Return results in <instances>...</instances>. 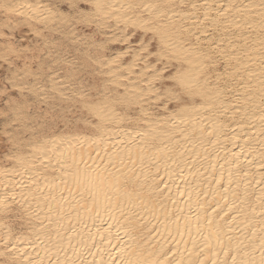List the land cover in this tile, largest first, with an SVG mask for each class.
Segmentation results:
<instances>
[{
  "label": "bare ground",
  "instance_id": "bare-ground-1",
  "mask_svg": "<svg viewBox=\"0 0 264 264\" xmlns=\"http://www.w3.org/2000/svg\"><path fill=\"white\" fill-rule=\"evenodd\" d=\"M2 1L34 29L67 18ZM81 1L111 30L86 39L103 84L50 83L96 119L0 164V264H264V0Z\"/></svg>",
  "mask_w": 264,
  "mask_h": 264
},
{
  "label": "rangeland",
  "instance_id": "rangeland-1",
  "mask_svg": "<svg viewBox=\"0 0 264 264\" xmlns=\"http://www.w3.org/2000/svg\"><path fill=\"white\" fill-rule=\"evenodd\" d=\"M34 1L50 3L52 7L61 9L67 18L62 19L58 28L48 29L44 26L34 29L21 20L6 17V11L0 2V164L10 165L16 153L25 151L27 144L41 139L49 129L50 132L65 131L68 128L82 130L87 122L90 124L96 119L88 109L77 102L78 98L76 100L71 97L55 96L54 87L50 82L51 78L61 76L65 87L70 88L68 90L66 87L69 91L68 96L74 90L75 93H94L96 86L103 84V79L99 67L92 60L96 55L95 49L87 48L89 46L86 39L92 38L98 44H103L105 36L101 33L111 31L110 28L100 29L92 20L94 18L92 13H89V6H85V2L81 0ZM72 32L73 35L78 33L82 41L77 42L73 39ZM138 34L139 32H136L134 40L130 38L133 36L129 38L137 41ZM118 39L112 48L106 45L105 51H114L115 48L127 45V40H123L122 37ZM9 40L15 49H9L11 47ZM158 65L162 66L161 63ZM28 68L31 71H28ZM220 68L222 69V66ZM166 70L165 73L171 69ZM67 71H72L74 76L66 75L65 78L64 73ZM164 82L168 83L167 80ZM162 98V101L152 105L155 111L159 106L161 108L164 102L169 106L176 103V99L171 96ZM4 215L0 214V217ZM11 222L10 226L16 232L21 229L18 219H12Z\"/></svg>",
  "mask_w": 264,
  "mask_h": 264
}]
</instances>
